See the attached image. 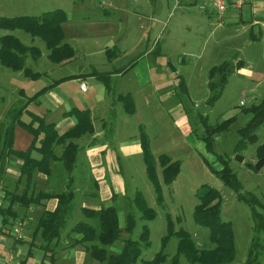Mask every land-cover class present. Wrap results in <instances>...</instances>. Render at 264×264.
<instances>
[{"label": "rangeland", "instance_id": "374dc122", "mask_svg": "<svg viewBox=\"0 0 264 264\" xmlns=\"http://www.w3.org/2000/svg\"><path fill=\"white\" fill-rule=\"evenodd\" d=\"M110 2L115 0H0V17L39 16L44 12L61 10L73 17L82 14L87 20H91L87 24L93 25L96 21H94L95 18H90L91 16H99V18L108 16L103 10L110 9L114 12L111 20H117L123 32L126 33V38L122 40L126 46L117 56V67L144 51L149 60L159 57L161 63L169 60L171 65H174L178 74L187 82L188 91H182L179 87L181 77H175L171 65L166 67L162 65L164 69L155 72L162 75L166 81V86L162 89L164 93L173 88L176 94L180 95L182 109L178 110L167 96L162 110L155 111L152 107L154 99L146 96V90L143 92L140 89L139 93H135L138 112L135 116L127 115L126 118L127 133L137 135L138 123H144L150 138L152 153L154 155L167 153L177 158L180 161L179 172L171 184H162L163 202L157 203L141 157L139 160L131 161L133 168L129 162L122 161L121 174L126 195L116 203L119 222L121 225L124 224L125 213L130 209L132 191L142 192L148 205L154 209L155 217L149 220L141 219L140 213L135 211L136 225L130 237L137 239L143 225L148 227L150 233V244L142 248L140 258L135 264H141L140 259H151L160 249L166 254V260L176 253L178 238L175 235L170 236L166 243L162 241V237L167 234V213L173 221L175 231L183 228L199 248H209L212 246L209 241V230L195 223L193 208L197 203L196 193L201 186H211L220 192V216L223 221L230 222L234 236V256L231 262L225 264H242L254 235L251 208L236 197L235 193L211 171L207 163L212 168L219 169L221 164L215 160V154L227 159L242 184V190L251 191L260 203L264 204V165L258 168L255 166L256 148L264 141V123L256 130V141L248 142L241 152L243 159H237L234 153L239 139L237 129L245 125L251 116L246 111L247 108L257 103L264 95V82L256 84L257 73L264 74V58H260L262 50L257 49L254 53L252 47L245 46V36L243 40L241 36L237 38L232 35L235 26H239L233 22L229 23V19L223 17L222 23H219L214 15H206L203 11H199L197 6L187 7L181 3V0L175 7L174 0H117V3L123 6V9L118 11L109 7ZM75 3L83 4L86 9H75L73 6ZM108 23L104 24L109 25ZM152 27L153 30H151ZM6 30L0 29V35L8 32L6 34H13L21 42L37 46L47 52L39 37L32 38L29 33L21 29ZM68 32L71 35L72 31L68 29ZM157 42L161 53L148 54L147 52ZM91 46L93 48L91 57L85 63L80 62L83 71H88L92 64L100 69L105 67L100 63L104 55L98 51L96 44L93 43ZM156 52L157 50L154 53ZM181 58H184L185 63H179ZM240 58L246 62L245 67L242 68L243 71L236 70L235 66L236 59ZM224 60L230 61L234 70L229 75L221 96L209 105L206 101L209 93L205 84L207 74L211 66ZM34 62L32 66L40 69L48 61L43 55ZM248 64L252 66L249 69L251 74L255 73L253 78L246 72ZM72 68L75 71L79 70L77 65ZM58 70L57 75L65 73V70ZM132 83L136 86L135 81ZM86 84H89V81ZM93 94L94 92L89 90L85 98H91ZM176 94L175 96L178 97ZM176 97L171 98L176 99ZM72 100L77 103L78 97L74 96ZM241 101L243 104L240 103ZM201 116H203L202 119ZM229 118L226 127L220 126ZM204 123L214 128L211 143L213 153L205 150L202 140L194 141L189 138L191 131L197 134L204 133ZM72 175L76 179L77 191L73 201V205H76L81 200L80 193L89 179L88 167L82 152L77 153ZM5 189L6 186L2 187L1 191ZM257 210L262 212L259 207ZM79 221L92 222L81 213H72L66 221L65 228ZM261 242L264 244V233L261 234ZM119 245L120 241L111 246L110 250H118ZM258 261L259 264H264V257L260 255ZM177 264L201 263H191L185 256L180 255Z\"/></svg>", "mask_w": 264, "mask_h": 264}, {"label": "crops", "instance_id": "0c3cea01", "mask_svg": "<svg viewBox=\"0 0 264 264\" xmlns=\"http://www.w3.org/2000/svg\"><path fill=\"white\" fill-rule=\"evenodd\" d=\"M198 2L199 0H181V3L187 7L197 6ZM73 6L75 9L79 8V10L85 7L80 3H75ZM109 7H113L115 11L123 9V6L119 5L117 0L112 3L110 2ZM85 9L86 8H84V10ZM103 11L104 14L108 16H103L102 18H99V16L90 17L95 18L94 21H96V23L93 25L87 24V22L91 20H87L86 16L82 14L73 17L71 14L64 11L66 19L62 23L63 41L73 49V55L64 61L55 63L48 58L47 55L49 50L42 40L47 52L36 47L41 51L40 57L45 55L47 58L48 62L44 63V67L40 69H37L36 66L33 67L32 64L34 60L30 56H27L25 59V66L30 68L33 72L39 73L36 78L27 77L23 74L22 70H15L0 63L1 129L7 124L6 112L10 107L23 105L28 97L33 96L39 89L51 85L55 80L60 78L64 79L53 84L48 91L43 93L38 98V104L30 102L26 105L21 116L22 120L28 122L31 113L44 115L46 121L53 122L55 129L61 134L76 123V117L68 113L72 108L86 109L90 113L93 132L85 133L78 139H75L79 144L78 152H82L84 161L88 167L89 179L88 184L83 187L84 190L80 193L81 200L78 204L76 203V205H73L71 215L72 213H81L83 215L81 210L82 207L99 209L100 207L112 205L116 208L118 200L125 197L126 188L121 174L123 169L121 162L125 160L129 162L131 168H133L134 165L131 164V161H135L136 159L139 160L140 157L142 159L141 128L148 138V145L151 150L150 138L144 123H138L137 135H129L127 133V115L135 116L138 112L135 93H139L140 89L143 92L146 90V96H151L152 99H154L152 107L155 111L162 110V106L166 99L165 97L167 96L173 101L178 110L182 109L180 95L176 94L173 88L164 93L162 89L166 86V81L162 75L155 72L164 69V66L171 65L169 60L166 63H161L159 57L149 60L146 58L147 54L144 51L128 60L125 64L118 67L116 66L117 56L126 46L124 41H122L126 38V33L125 31L123 32L117 20H111V15L114 13L112 10L108 9ZM199 11L203 10L199 9ZM203 12L208 16L214 15L213 12L208 10ZM223 17L229 19V23L233 22L239 26H235L232 35L237 38L241 36L243 40L245 36V46L252 47L254 53L257 49H261L260 58L263 59L264 0H245V3L240 9L229 8ZM107 22H109V25L104 24ZM68 29L72 31L71 35H69ZM151 30H153V27ZM100 37L102 38L100 39ZM104 37L106 39H103ZM93 43L97 45L98 51L104 55L100 63L105 67L100 69L92 64V67L88 71H83L80 67V62L82 61V63H85V61L91 57V53H93L91 45ZM28 46H30V44ZM155 50H157L156 53H154ZM147 53H153L154 55L160 54L161 51L158 42L155 43L154 47ZM237 60H240L242 65L240 68H236V70L243 71L242 68L246 65L245 60L242 58L236 59V61ZM184 61V58H181L179 63H185ZM76 65L79 66L78 71L72 68ZM156 65L157 67H155ZM173 66L174 65H171L173 68L172 70L175 72V77H179L180 74H178ZM250 68H252V66L248 64L246 72L248 76L253 78L255 73L251 74ZM58 69H61V71L65 70V73L57 75L56 72L59 71ZM92 71L105 73L107 77L105 79L98 78L91 74ZM257 78L258 82L256 84L264 82V74L257 73ZM88 81L89 84H86V90L82 91L80 89V83H86ZM132 81H135L136 86L133 85ZM181 81L185 84L184 90L188 91V85L184 77L180 78L179 83ZM207 83L208 77L205 81L206 85ZM107 84L110 86V90H107ZM89 90H92L94 94L91 98H85V94H87ZM126 94L130 96L134 106V112L131 114L127 113L123 104L116 100L117 95ZM175 94L178 95V97H176ZM74 96L78 97L77 103L72 100ZM171 97H176V99H172ZM202 118L203 116H201V119ZM198 135L199 134L194 131L193 133L191 131L189 133V138L194 141H201ZM135 136L137 138H135ZM32 140L33 136L23 127L19 125L14 127L13 149L18 151L26 150L30 146ZM61 151L62 145H58L54 148V153L56 155H59ZM158 155L154 156L156 157ZM167 155L175 160L173 156ZM32 156L39 158L40 154L36 151H32ZM76 161L77 155L75 165ZM21 164V159L13 155L9 156L3 173L4 177L0 180V188L6 186V189L12 190L15 188L17 191H21L24 188V179H21L19 182L17 181ZM156 171L161 180V167L159 165ZM32 183L30 189L34 190V192L55 190L53 189L54 184L52 182H47V176L39 171L33 173ZM162 184L161 182V185ZM73 188L75 193L77 187L74 177ZM136 191L137 190L132 191V197ZM92 192H95L96 195H91ZM1 204L6 206L7 202L1 200L0 205ZM56 204V198L49 197L41 199L39 203L31 204L28 207L14 205L13 209L16 211L17 217L8 225L2 222V215H0V264H51L47 257L48 254H45L41 248V244L43 243L39 232L36 230V226L43 212L45 210L52 211ZM74 225L68 228L64 227L65 230L63 228L61 231L55 248V264L103 263L93 259L81 244L67 246L71 243L72 239L79 237V235L68 234L69 230ZM120 226L123 227L124 224H120ZM14 228H19L18 233L14 232ZM126 236V233H122V237Z\"/></svg>", "mask_w": 264, "mask_h": 264}, {"label": "trees", "instance_id": "16d2710c", "mask_svg": "<svg viewBox=\"0 0 264 264\" xmlns=\"http://www.w3.org/2000/svg\"><path fill=\"white\" fill-rule=\"evenodd\" d=\"M65 13L61 10L44 12L39 16H14L0 17V29H22L32 37H40L46 48L49 50L48 58L59 63L73 55V49L63 39L62 23L65 21ZM41 51L36 46L23 44L13 34L0 36V63L15 70H22L23 74L30 78H36L39 73L33 72L25 66V59L30 56L33 60L40 57ZM241 61L237 60L235 66L241 67ZM231 62L224 60L213 65L208 71V97L207 103L212 105L222 94L229 75L233 72ZM98 78L105 79L107 74L96 71L91 72ZM216 77V78H215ZM55 80L51 85L39 89L33 96L28 97L21 106H12L6 112L7 124L0 128V180L9 156L13 155L22 160L19 167L20 174L18 182L24 179L25 186L21 191L17 189H5L2 192V201L7 205H0L2 222L6 225L13 222L17 213L14 205L28 207L31 204L39 203L41 199L54 197L57 204L52 211L45 210L40 216L36 230L39 232L42 243L41 248L48 254L51 264H55V248L61 231L65 227L68 217L71 215L74 200L73 175L76 155L79 151V144L75 141L85 133L93 132V124L90 113L86 109L72 108L68 113L76 117V123L63 133H58L53 122H47L44 115L30 114V120L25 122L21 116L28 103H39L38 98L48 91L50 87L59 82ZM183 91L185 84L179 83ZM107 90L110 86L107 84ZM116 100L123 104L125 111L129 114L134 112V106L128 94L117 95ZM251 114L245 125L237 129L239 139L235 145V157L243 159L241 152L248 142L256 141V130L264 123V96L253 103L246 110ZM230 118L222 123L226 127ZM16 125L23 127L32 136L30 146L23 151L13 149V130ZM204 133L198 137L204 142L206 151L212 152L211 143L213 140L214 128L204 123ZM217 126V127H220ZM216 127V128H217ZM142 159L145 165V173L150 181L157 203L163 202V191L161 182L171 184L180 168L178 159H171L165 153L154 156L148 145V138L141 128ZM62 145L59 155L54 153V148ZM32 151L40 154L39 158L32 156ZM215 160L219 161L221 167L214 169L207 163L211 171L228 186L239 200L247 203L252 212L254 235L249 246L247 256L242 264H259L258 257H264V244L261 242V234L264 233V204L251 191H243L242 184L236 173L229 165V161L221 155L215 154ZM161 167V180L157 175V166ZM250 165V164H249ZM264 165V141L256 148L255 166ZM39 171L47 176V182L54 184V191L31 190L33 173ZM91 195H96L92 192ZM197 203L193 208V217L196 224L206 227L209 230V241L212 246L199 248L183 229H173V221L170 215L166 214L167 234L162 237L166 243L167 239L175 235L178 238L176 253L166 260V254L160 249L148 260H141V264H177L178 257L183 255L191 263L201 264H225L232 261L234 256V236L230 222L221 219V195L220 192L208 185L201 186L196 193ZM262 209V212L257 210ZM83 215L92 222L79 221L68 232V234L79 235L72 239L67 246L81 244L89 255L98 262L106 264H135L141 255L142 248L150 244L149 229L143 225L137 239L130 237L136 225V213H140L141 219H153L155 211L150 207L140 191H136L130 200V209L125 215L124 226L119 224L117 210L114 206L100 207L99 209L81 208ZM126 233V237H122ZM120 241L118 250H110L116 242Z\"/></svg>", "mask_w": 264, "mask_h": 264}, {"label": "built area", "instance_id": "2783aa9c", "mask_svg": "<svg viewBox=\"0 0 264 264\" xmlns=\"http://www.w3.org/2000/svg\"><path fill=\"white\" fill-rule=\"evenodd\" d=\"M245 3V0H199L197 7L200 10L203 11H211L213 12L216 20L219 23H222L223 21V16L225 14V12L229 9H240L243 4ZM180 4V0H174V7L178 6ZM86 83L85 82H81L80 83V89L82 91L86 90ZM241 104L242 101L240 102ZM1 191V188H0ZM2 191L0 192V201H1V197H2ZM19 228H14V232L18 233Z\"/></svg>", "mask_w": 264, "mask_h": 264}]
</instances>
